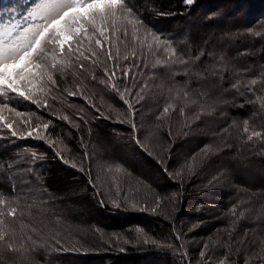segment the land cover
I'll return each mask as SVG.
<instances>
[{"label": "trees", "instance_id": "obj_1", "mask_svg": "<svg viewBox=\"0 0 264 264\" xmlns=\"http://www.w3.org/2000/svg\"><path fill=\"white\" fill-rule=\"evenodd\" d=\"M146 1L131 0L134 12L172 41L177 57L187 63L153 67L156 59L165 60L163 52L153 55L137 48L135 58L106 61L109 70L119 64L111 82L102 67L87 62L79 78L56 73L59 87L51 94L56 98H49L46 108L30 103L26 111L34 114L31 119L48 124L43 138L36 144L30 139L0 141V159L18 154L12 170L39 186L35 195L28 189L13 193L0 187L8 206L18 209L16 219L5 216L15 229L10 236L28 249L27 260L4 250L0 264H16V257L17 264H87L96 258L116 264H145V259L151 264H245L248 258L249 264H261L264 140H248L243 127L248 121L250 129L264 133V110L249 103L254 96L244 86L255 78L257 94L264 89V1L247 0L244 23L228 15L239 0H194L191 5L184 0ZM15 3L0 0L3 5ZM217 22L219 37L233 31L241 35L234 43L207 40ZM227 23L240 26L231 30ZM251 39L260 44L255 50ZM126 43L120 44L122 55L134 47L130 30ZM236 82L239 90L232 87ZM65 88L83 95L71 96ZM169 104L173 107L164 113ZM112 136L129 142L124 149L112 148ZM32 152L40 158L32 159ZM256 161H261V172H249L247 183L230 169ZM146 162L151 165L144 167ZM220 170L231 179L223 189ZM76 181L90 195L79 197V205L96 202L88 220L63 194ZM21 222L27 231L37 222L40 227L35 229L44 230L45 240L37 233L34 241L18 238Z\"/></svg>", "mask_w": 264, "mask_h": 264}, {"label": "snow or ice", "instance_id": "obj_2", "mask_svg": "<svg viewBox=\"0 0 264 264\" xmlns=\"http://www.w3.org/2000/svg\"><path fill=\"white\" fill-rule=\"evenodd\" d=\"M184 2L191 5L194 0ZM21 8L23 11L19 10ZM129 30L134 47L131 52L122 55L120 44L123 43L127 47ZM137 48L147 50L153 55L163 52L165 60L156 59L153 67L187 63L177 57L172 41L163 39L160 34L144 24L134 12L131 0H16L11 6L0 4V128H7L16 136L18 133L14 125H30L34 114L17 110L10 102L22 99L46 108L48 99L56 98L51 95L53 89L59 87L56 73H60L62 78L69 73L74 79L79 78L82 72L87 71V62L92 66L102 67L108 82H111L116 76L119 64H114L109 70L106 61L135 58ZM101 56L106 59L101 60ZM89 75L95 79L93 73ZM124 75H128L127 71ZM257 83L258 80L253 78L244 86L254 96L249 103H256L264 110V89H261V94L258 95L254 87ZM110 86L117 89L115 83H110ZM232 87L239 90L240 82L234 83ZM64 91L71 96L83 95L79 90L69 91L65 88ZM128 92L129 90L125 89L124 94ZM124 94H121V99ZM187 95L185 93V97ZM128 107L131 108V104ZM172 107L171 104L165 106L163 112L168 113ZM39 127L40 125L26 134L32 136ZM42 127L47 129L48 124L45 123ZM243 131L248 134V140L254 137L264 140V133L250 129L248 121H244ZM17 211V207L8 206L5 197L0 194V260H3L4 250L19 252L22 259H28V249L24 243L19 246L14 243L15 236L10 234L14 233L15 229L5 220V216L16 219ZM20 227L24 229L28 225L21 222ZM28 239L31 240V237ZM152 242L156 243L154 240ZM261 252L264 253V248ZM200 256H204L203 251ZM245 264H249L248 258L245 259ZM261 264H264V256L261 258Z\"/></svg>", "mask_w": 264, "mask_h": 264}, {"label": "rangeland", "instance_id": "obj_3", "mask_svg": "<svg viewBox=\"0 0 264 264\" xmlns=\"http://www.w3.org/2000/svg\"><path fill=\"white\" fill-rule=\"evenodd\" d=\"M151 2H153V0H148V1H146V4H151ZM134 4L136 5L137 2L135 1ZM233 4H234L235 8L232 12L228 13V15L233 14L231 16V18L233 20L237 21L238 23H242V22L244 23L243 20L246 19V16L242 13H245V11L248 9L249 4H248L247 0H244V1L239 0L237 2L233 1ZM131 6H133L132 2H131ZM133 8H134V6H133ZM225 9L227 11L232 10V8H230V7L228 8V6H226ZM139 18L141 20H143L140 16H139ZM220 23L221 22H217V24L215 25L216 26L215 27V34L213 36H211L210 38L206 37V39L207 40H216L220 44H224L225 40L230 41L231 43H234V40L236 41V39H238L239 36L241 35L240 32L237 33V31H235L236 33H234V31L233 32L231 31L232 33H230L229 35L228 34L223 35V36L220 35V37H219V32L217 30V27L220 28V25H221ZM225 26L228 27L227 29L232 30L234 28L236 29V27L238 28V26H240V24H238V26H235L233 28H231L232 25L230 23L225 24ZM250 44H251L250 46H252V50H255L256 48H258L260 46V44H257L252 39L250 41ZM233 63H234V65L238 64V59L233 60ZM75 84L79 85L78 83H75ZM72 85H73V82L71 83V86ZM15 101L16 102L19 101V103H16ZM10 103L12 104V106L17 107V110L26 112V111H29L30 107H28V106L30 105L31 102L30 101L29 102L24 101L22 99H15V100H12ZM25 119H26V117H25ZM43 124H45V122H41L39 118L31 119L30 125H24V124L18 123L17 125H14V127L17 129V133H18L16 136H13L9 129L0 128V141L6 139L9 142H12L13 138H17L16 140H18V139H22V140L30 139V141H33V143L36 144L38 141H40L39 140V139H41L40 136L41 137L43 136V134H42V131H43L42 125ZM38 125H40V127L37 129V132L33 133L32 136H28L26 134L27 131H29L33 128H37ZM128 142H129L128 140H124L122 138L119 139V138L114 137V136H112V138H110V143H111L112 148H115V146L117 147L120 145L124 149L125 144H128ZM40 155H41V157H43L44 160H46L45 159L46 155L41 154V153H40ZM16 156H18V154ZM16 156L12 155V157L8 156L3 160L0 159V175H1L0 176V179H1L0 180V187L3 186L4 189L10 190L11 192L13 191V193H16V191H18V193H19V190L22 188V189H28L27 193L30 195L37 194L39 192V186H38V183L36 181H33L25 173L19 174L18 173L19 170H17V171H16V169L12 170L11 164L13 163V160H14L13 157H16ZM34 158L39 159L40 158L39 154L32 152V159H34ZM50 158L51 157L48 155L47 159L49 160ZM217 162H219V160H217ZM250 162H251V160H250ZM149 163L148 162L143 163V166L145 167L146 165H148V166L151 165V163L150 164ZM260 163H261V161H256L250 165L238 164V165H233L230 169H232L233 172L238 173V175L242 178V180L247 183L251 179L252 175L249 176V174L251 172H255V171L261 172V170L258 167V165ZM263 168H264V165H261V169H263ZM154 171L156 172L157 169H155ZM155 172H154V174H155ZM220 173L222 174V178L220 179V185L219 186L221 189H223V188H225V186H223V183H227L231 179H230V176L227 175L223 170H220ZM221 186H223V187H221ZM63 194H65L66 201L70 200V202H69L70 206H72L74 208H79L81 211H83L84 215L82 216V219L88 220V218H89L88 214H89L90 210L92 209L93 205H96V202H95V200H93L91 198L92 199L91 203L86 205L87 207H83V206L79 205V197L89 195V191L87 190L85 184L82 183L81 181H76L75 183L70 184V185L68 184L66 186V188L63 190ZM69 198H71V199H69ZM194 203H196V202H194ZM189 206H191V204ZM193 207L194 206L190 207L191 209L189 211L193 210ZM203 211H204V209H203ZM205 211H206V209H205ZM207 211H208V207H207ZM167 214H169V213H167ZM106 222H108V221H106ZM206 223H209V222L207 221ZM35 227L39 228L40 226L37 224V222H31V225H29L28 231H27V229H28L27 227L22 229L21 233H18V231H17L18 238L20 237L21 239H23L24 237H26L27 241H34L35 237L33 238V234L37 233L38 234L37 238H39L41 241H44L46 233L42 229L39 232H37ZM32 229H35V231H33ZM209 230H211V228L207 229L206 232ZM30 236H32L31 240L28 239V237H30ZM17 259H18V257H16V264H17ZM102 261L103 260L96 258L87 264H116L117 263L116 260H110V261H107L104 263ZM145 261H146L145 264H151V261L148 262L147 259H145ZM71 262L81 263V261L78 259H73V260H71Z\"/></svg>", "mask_w": 264, "mask_h": 264}]
</instances>
